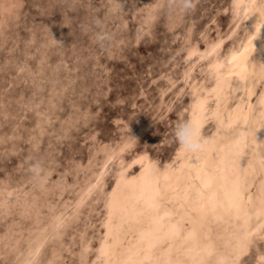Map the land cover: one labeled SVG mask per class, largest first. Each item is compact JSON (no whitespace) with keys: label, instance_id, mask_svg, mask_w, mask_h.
Returning <instances> with one entry per match:
<instances>
[{"label":"rangeland","instance_id":"rangeland-1","mask_svg":"<svg viewBox=\"0 0 264 264\" xmlns=\"http://www.w3.org/2000/svg\"><path fill=\"white\" fill-rule=\"evenodd\" d=\"M234 2L196 0L184 13L169 0H0V264H99L118 170L138 174L143 155L159 168L182 161L171 130L214 86L212 64L251 33ZM263 53L258 44L256 70ZM253 74L234 73L223 113L251 101L260 117L264 77ZM215 105L210 96L206 138L232 133ZM260 154L264 163V144ZM37 161L39 183L28 170ZM250 248L240 264H255L264 237Z\"/></svg>","mask_w":264,"mask_h":264},{"label":"bare ground","instance_id":"bare-ground-1","mask_svg":"<svg viewBox=\"0 0 264 264\" xmlns=\"http://www.w3.org/2000/svg\"><path fill=\"white\" fill-rule=\"evenodd\" d=\"M235 2L253 19L252 31L226 62L212 64L214 86L193 100L190 117L202 128L208 99L215 96L211 115L222 126L225 114L232 133L217 131L207 138L205 152L195 158L181 151L182 161L176 167L168 164L159 168L143 155L138 158L141 170L131 175L121 163L109 193L99 264H240L248 256L252 237H264V163L260 156L264 144V122L260 119L264 116V92L260 95V117L253 115L251 101L246 107L238 104L225 113L221 110L227 105L221 102L228 96L234 73L241 78L253 73L264 77V64L256 70L251 59L258 44L264 52V0ZM252 85L247 89L248 100L254 94ZM241 146L248 148L247 154L240 152ZM242 154L245 156L240 162ZM255 170L262 174L256 196L247 191ZM211 223L220 224L213 237ZM255 264H264V248L258 252Z\"/></svg>","mask_w":264,"mask_h":264},{"label":"clouds","instance_id":"clouds-1","mask_svg":"<svg viewBox=\"0 0 264 264\" xmlns=\"http://www.w3.org/2000/svg\"><path fill=\"white\" fill-rule=\"evenodd\" d=\"M169 7L178 8L184 13H189L196 9L197 4L196 0H169ZM97 41L102 44L103 38L97 35ZM171 136L180 150L183 151L185 155L192 156L193 158L202 155L209 142L202 133L200 122L192 118L185 119L180 117L175 127L171 130ZM239 150L244 154H247L248 152V148L244 146H241ZM244 154L240 156V162L245 156ZM28 170L33 181L37 183L40 182L45 174L43 165L38 161L30 163Z\"/></svg>","mask_w":264,"mask_h":264}]
</instances>
